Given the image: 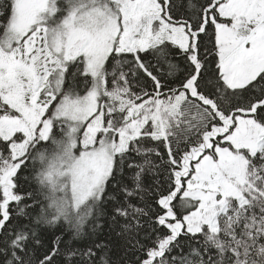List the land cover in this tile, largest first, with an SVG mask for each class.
Wrapping results in <instances>:
<instances>
[{
  "label": "snow or ice",
  "instance_id": "6c2138e0",
  "mask_svg": "<svg viewBox=\"0 0 264 264\" xmlns=\"http://www.w3.org/2000/svg\"><path fill=\"white\" fill-rule=\"evenodd\" d=\"M0 264H264V0H0Z\"/></svg>",
  "mask_w": 264,
  "mask_h": 264
}]
</instances>
